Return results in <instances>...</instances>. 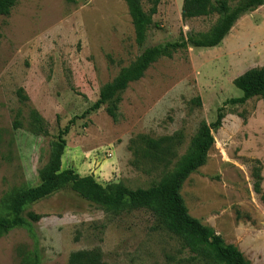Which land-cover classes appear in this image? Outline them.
Returning a JSON list of instances; mask_svg holds the SVG:
<instances>
[{
  "label": "rangeland",
  "instance_id": "374dc122",
  "mask_svg": "<svg viewBox=\"0 0 264 264\" xmlns=\"http://www.w3.org/2000/svg\"><path fill=\"white\" fill-rule=\"evenodd\" d=\"M182 14L183 0H161L143 47L125 0H19L0 16V217L10 215L15 193L64 171L102 188L155 185L189 151L201 123L214 122L224 106L208 160L181 194L192 216L236 245L250 264H264V202L253 177L261 167L264 190V105L258 98L226 104L243 94L234 80L264 65V5L243 14L218 46H189L154 62L121 93L117 120L107 105L81 118L145 47L208 32L220 18ZM20 88L28 99L18 96ZM34 110L48 123V135L34 131ZM74 117L54 172L58 133ZM164 136H174L175 158L148 151L144 137ZM58 184L25 205L26 219L38 216L32 229L18 226L0 237V264H32L36 255L39 264H68L72 252L92 248L109 263L203 264L190 259L181 239L149 209L113 215L71 180Z\"/></svg>",
  "mask_w": 264,
  "mask_h": 264
},
{
  "label": "trees",
  "instance_id": "16d2710c",
  "mask_svg": "<svg viewBox=\"0 0 264 264\" xmlns=\"http://www.w3.org/2000/svg\"><path fill=\"white\" fill-rule=\"evenodd\" d=\"M160 1L125 0L134 26L135 41L141 47L146 43L148 31L154 25L153 17L158 12ZM18 2L19 0H0V16L9 15ZM144 2L149 4L147 10L144 8ZM262 5H264V0H240L234 7L230 5L229 0H183V19L219 14V20L208 32L189 34L186 37L181 35L178 41L145 47L134 62L122 67L117 76L100 90L98 99L83 113L81 118L107 105V113L117 120L121 93L128 88L131 82L142 78L154 62L162 57H172L176 51L189 46L195 48L218 46L243 14L256 10ZM234 85L243 94L227 100L226 104L242 105L252 98H258L264 105V65L247 70L234 80ZM18 96L23 100L28 99L23 88L18 90ZM196 102L200 104V99L197 98ZM224 117L223 106L218 108L214 122L210 124L202 122L197 135L191 141L189 151L177 161L174 169L164 174L157 184L148 188L132 189L123 184H109L102 188L91 177L80 178L72 171H64L50 178L41 187L27 188L15 193L11 199L10 215L0 217V237L18 226L32 229V221L38 220V216L30 213L28 214L29 220L26 219L23 216L25 205L52 190L53 187L50 186L52 182L57 183L58 187V183L64 178L71 180L83 196L104 205L113 215H120L124 211L149 209L160 227L181 239L190 252L191 260H198L203 264H250L236 245L227 243L221 234L190 214L181 194V188L186 179L206 164L209 151L215 143L212 129H218ZM77 119L78 117L72 118L58 133L57 141L60 147L55 159L54 172L60 168L61 154L66 145L65 137L76 124ZM32 121L36 133L49 134L48 123L36 110L32 112ZM144 138L148 151L153 153L155 158L161 156L175 158L177 155L174 136H164L158 139ZM171 162L172 159L169 163ZM253 177L254 190L261 195L264 202L261 167H255ZM32 264H39L37 255ZM68 264L116 263L105 261L100 248H92L72 252L69 255Z\"/></svg>",
  "mask_w": 264,
  "mask_h": 264
}]
</instances>
